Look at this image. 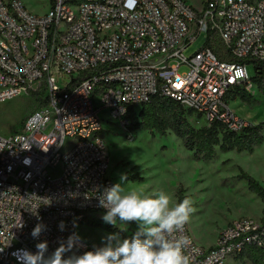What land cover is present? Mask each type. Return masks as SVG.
<instances>
[{
    "label": "built area",
    "instance_id": "2783aa9c",
    "mask_svg": "<svg viewBox=\"0 0 264 264\" xmlns=\"http://www.w3.org/2000/svg\"><path fill=\"white\" fill-rule=\"evenodd\" d=\"M210 33L236 63L206 46L185 55ZM244 61L264 62V0H202L199 8L187 0H52L43 16L22 0H0V102L41 86L47 101L18 132L0 136V263L18 264L14 252L35 253L45 240L50 255L86 220L105 214L96 197L113 182L102 115L127 128L131 110L162 96L203 125L236 134L257 126L228 99L237 88L256 95ZM38 223L46 230L34 239ZM183 234L190 264H227L264 247V219L233 222L211 248L194 240L189 221ZM80 243L77 255L95 248Z\"/></svg>",
    "mask_w": 264,
    "mask_h": 264
},
{
    "label": "rangeland",
    "instance_id": "374dc122",
    "mask_svg": "<svg viewBox=\"0 0 264 264\" xmlns=\"http://www.w3.org/2000/svg\"><path fill=\"white\" fill-rule=\"evenodd\" d=\"M27 10L35 15L47 14L52 6V0H22ZM202 0H187L199 8ZM207 41L206 35H201L186 50L190 57L201 50ZM187 69H182V73ZM250 79L256 76L253 64L246 65ZM257 104L247 105L240 101H232L231 108L237 115H249L254 123H264V98L255 95ZM33 110L30 95L18 96L0 102V136H10L18 132L26 118ZM138 116L140 109H137ZM107 131L105 137L110 151L108 177L115 183H122L126 188L142 191L152 195L164 191L171 195L173 204L179 199L190 198L195 211L190 217V230L194 240L205 247L211 246L219 236L235 221L242 218L262 220L264 204L254 194L249 183L243 179L247 174L264 187V144L253 154L237 152L221 153L212 161L196 160L194 153L185 148L172 132L166 137L144 131L132 132L131 128H123L116 121L110 123L109 116L102 115ZM240 116V117H241ZM194 126H203L191 120ZM126 176V181H121ZM104 214L96 215L92 221L99 227L82 224L78 228L79 237L89 245L102 247L104 238L109 232L105 226H113L102 219ZM122 234L121 240L131 239L137 231L136 223H121L114 226ZM204 247V248H205ZM227 264H250L237 260H229Z\"/></svg>",
    "mask_w": 264,
    "mask_h": 264
},
{
    "label": "clouds",
    "instance_id": "9594fccd",
    "mask_svg": "<svg viewBox=\"0 0 264 264\" xmlns=\"http://www.w3.org/2000/svg\"><path fill=\"white\" fill-rule=\"evenodd\" d=\"M126 180V176H121L122 182ZM96 198L98 206L106 210L102 217L105 223L115 226L119 220L137 224L131 239L121 240L119 234L112 233L104 238L102 247L77 255L73 250L82 245L79 236L73 233L50 255H46V240L36 244L35 253L18 249L13 253L18 264H190L186 249L191 240L183 234L184 226L195 211L190 198L173 204L172 196L164 191L147 195L126 188L122 183L105 187ZM43 204H50V201ZM60 229H64L63 221ZM45 230L46 226L38 223L31 235L38 239ZM66 253L72 254L66 257Z\"/></svg>",
    "mask_w": 264,
    "mask_h": 264
},
{
    "label": "trees",
    "instance_id": "16d2710c",
    "mask_svg": "<svg viewBox=\"0 0 264 264\" xmlns=\"http://www.w3.org/2000/svg\"><path fill=\"white\" fill-rule=\"evenodd\" d=\"M205 46L211 49L220 61L237 62L216 33H210L207 36ZM242 63L254 65L256 76L252 79V83L259 95L264 98V62L244 61ZM44 95V86H41L37 92H31L32 112L47 104L46 99H43ZM254 97L244 88H237L228 96V99L231 102L240 101L251 106L258 103ZM138 109H140L138 116L135 112L137 109L131 110L128 116L129 127L132 132L144 131L166 137L170 131L182 141L186 149L194 153L196 160L212 161L216 158L218 151L221 153L253 154L264 144V123L253 126L241 134L229 132L224 126L217 123L196 127L191 120L198 123L199 118L195 117L193 112L185 110L178 102L162 96H156L151 102ZM241 177L249 183L250 190L264 204V187L247 174H242ZM183 199L181 197L179 202ZM83 224L96 225L92 219L86 220ZM96 226L101 225L97 224ZM104 229L122 234L114 226H105ZM236 260L242 263L248 261L250 264H264V247H250Z\"/></svg>",
    "mask_w": 264,
    "mask_h": 264
},
{
    "label": "crops",
    "instance_id": "0c3cea01",
    "mask_svg": "<svg viewBox=\"0 0 264 264\" xmlns=\"http://www.w3.org/2000/svg\"><path fill=\"white\" fill-rule=\"evenodd\" d=\"M258 94H259V93H258ZM242 104H244V103H242ZM240 116H241V115H240ZM241 117L244 118V119H247V120L253 121L249 115H247V116H241ZM214 245H215V244H214ZM202 246H203V245H202ZM203 247H205V246H203ZM211 247H212V246H211ZM205 248H209V246H207V247H205Z\"/></svg>",
    "mask_w": 264,
    "mask_h": 264
},
{
    "label": "bare ground",
    "instance_id": "6f19581e",
    "mask_svg": "<svg viewBox=\"0 0 264 264\" xmlns=\"http://www.w3.org/2000/svg\"><path fill=\"white\" fill-rule=\"evenodd\" d=\"M253 88H255V87H253Z\"/></svg>",
    "mask_w": 264,
    "mask_h": 264
}]
</instances>
